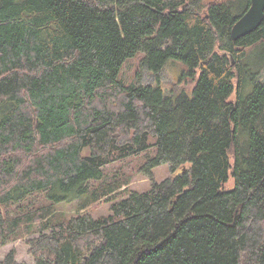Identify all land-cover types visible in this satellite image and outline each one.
<instances>
[{"label":"trees","instance_id":"1","mask_svg":"<svg viewBox=\"0 0 264 264\" xmlns=\"http://www.w3.org/2000/svg\"><path fill=\"white\" fill-rule=\"evenodd\" d=\"M250 5L0 0L1 243L26 232L34 264H264V20L231 36ZM139 51L155 84L118 80ZM171 59L192 95L165 91ZM152 147L142 171L168 164L171 176L82 204L105 198L107 215L55 220V202ZM12 206L20 214L6 220ZM0 264L26 263L12 249Z\"/></svg>","mask_w":264,"mask_h":264},{"label":"rangeland","instance_id":"2","mask_svg":"<svg viewBox=\"0 0 264 264\" xmlns=\"http://www.w3.org/2000/svg\"><path fill=\"white\" fill-rule=\"evenodd\" d=\"M145 56V52L139 51L134 56L128 58L119 73L118 80L126 85L135 83L155 84L157 76L150 73L147 69H142V59ZM188 71L187 66L181 60L171 59L167 62L164 69L161 71L162 84L165 91H175L174 93H181L183 88H187V93L192 95L191 80L183 78V72ZM261 81H264V69L260 75ZM89 154V149L84 150V155ZM156 154V148L152 147L148 151L140 154L130 156L126 159L115 161L103 167V175L100 179L91 182L93 187L92 191L78 196L73 201L55 202L57 204V215L55 220H61L62 218H70L76 214L89 213L94 218L110 213V202L105 198L98 202H93L88 205L87 208H83L82 204L90 198L91 194H98L105 188L120 187L117 194H124L129 191L145 192L149 190L154 183H160L169 176L172 175L168 164H162L153 169V177H150L142 171V166L148 161L150 157ZM233 185V179L228 183V186ZM126 191H125V190ZM34 197L40 198V203H47L49 199L45 193H36ZM39 206V205H37ZM82 209V210H81ZM2 214L7 219H12L16 215L20 214L19 208L16 206L4 208L2 207ZM8 222V221H7ZM26 232L19 235L16 239L2 244L0 241V259H3L12 249L16 250V260L18 262L26 264H34V257L29 253L30 246L27 244ZM38 235V233L34 234Z\"/></svg>","mask_w":264,"mask_h":264},{"label":"water","instance_id":"3","mask_svg":"<svg viewBox=\"0 0 264 264\" xmlns=\"http://www.w3.org/2000/svg\"><path fill=\"white\" fill-rule=\"evenodd\" d=\"M264 20V0H251V5L243 15L236 21L232 30V39L241 37L256 30Z\"/></svg>","mask_w":264,"mask_h":264}]
</instances>
